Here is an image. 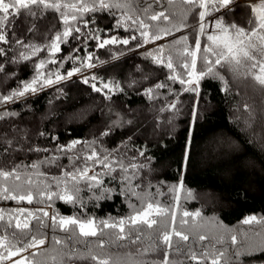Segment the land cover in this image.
<instances>
[{
  "label": "trees",
  "instance_id": "trees-1",
  "mask_svg": "<svg viewBox=\"0 0 264 264\" xmlns=\"http://www.w3.org/2000/svg\"><path fill=\"white\" fill-rule=\"evenodd\" d=\"M165 2L161 0V5H157L154 0H137L141 7L145 3L152 4L151 10L154 11H160ZM188 7L182 0H175L172 5L166 6L165 11L179 14ZM230 7L233 9L231 12L221 9L206 16L207 33L212 32L211 22L218 16L226 23L235 21L245 25L250 15L247 3L234 0ZM112 12L114 16L107 10L85 14L83 20L89 21L87 27L80 21L77 26L81 32L67 37L55 55L47 48L31 55L32 49L27 46L43 47L56 32L63 31L58 13L48 10L42 16L31 17L21 9L18 15L9 16L8 26L4 29L8 43H0V49H3V54H0V67L3 69L0 71V96L22 90L24 83L31 82L37 73L56 81L54 74L67 77L68 72L78 68L81 73L91 70V76L87 84L82 79H76L48 90H45L47 84L41 80L35 85L42 89L40 94L30 98L25 94L10 101H0V116H3L0 119V135L13 141L6 153L5 145L0 143V168L51 161L41 164L38 170L31 167L20 169L24 175L16 183L22 185V190L28 187L23 185L27 176L39 181L32 187L34 199L31 204L0 199V210L6 214L5 220L7 213L15 215L20 209L37 216L41 215L40 210H50L49 217L43 218L49 226L40 225L38 232L33 228L31 232L25 230L21 234L6 223H0V237L7 236L6 244L23 248L28 237L35 234L39 238L42 234L46 243L37 250L28 249L26 258L40 264H58L67 248L54 241L72 242L68 241V234L63 230H53L50 216L59 213L64 217L94 218L99 223L129 216L132 213L130 202L139 207L136 197L121 194L123 185L120 177L125 173L118 164L113 165L116 171L111 174L92 161H87L85 165L84 158L95 151L100 156L110 153V159L122 160L125 165H146L138 172L129 167L128 175L137 172L139 177L133 181L134 185H140L137 192H159L155 199L164 207L171 208L175 215L174 224H171L170 215L155 217L158 223L151 228L144 227L136 244L131 243V239L118 240L111 229H105L103 248L97 247L98 238H87L93 253L99 258L110 256L121 264L158 262L165 255L162 235L174 227L188 235L189 239L182 241L173 235V248L167 250L170 264H197L184 253L191 250L199 257L205 247L210 252L225 251V255L231 257V264H264V251L257 248L264 243V86L251 76L237 78L217 68L227 80V86L222 80L206 75L199 82L198 94L185 91L188 86L169 79L172 73L164 65L155 63L148 54H155L157 48L163 46L164 56L167 57L171 49L175 66L179 59L176 49L182 45L173 48L172 42L187 36L189 45L192 44L196 37L192 27L196 23L195 14L188 15V27L166 36L168 40L165 43L150 47L151 44L143 43L139 31L116 26L124 13L117 9ZM138 15L146 23H159L162 27L170 26L172 20L179 19L177 16L170 21L154 22L140 12ZM93 19L94 23L91 22ZM130 25L131 21H127L126 27ZM93 34L98 35L100 40L112 37L120 40L130 35H136L138 39L128 45L107 44L101 48L98 46L100 41L92 38ZM200 39L203 48L206 37L201 36ZM18 40L23 44L17 43ZM23 53L29 54L30 58L24 59ZM88 55L93 57L92 68L85 66ZM41 61H45L42 69L38 67ZM199 69L198 60L197 71ZM183 71L180 67L176 68L177 73ZM93 83L97 87L110 83L115 91L97 92L91 87ZM159 84L165 87H157ZM150 88L152 92L149 95L147 90ZM172 104L175 108L171 107ZM79 116L80 119H75ZM74 142L78 143L72 147ZM226 142L235 147L226 148ZM33 148L41 151L30 150ZM140 152L144 155L141 156ZM77 166H89L92 169L90 176L102 173L103 181L99 187L91 188L81 183L78 193L80 203H65L55 196L47 200L37 195L38 189H43L46 184L51 185L48 191L58 192L52 177H59L63 171H71ZM37 171L44 175L37 176ZM149 182L152 185L150 189L145 187ZM181 183L183 187L175 193L170 190L171 186ZM207 195L212 197V201L207 200ZM184 212L190 215L185 217ZM253 216L262 222L243 223ZM31 225H37L35 218ZM13 232L17 234L15 237ZM201 235L205 237L203 241L199 240ZM233 235L236 236L235 244L231 241ZM135 236L134 232L132 238ZM82 241L83 238L73 246L85 251ZM149 245L151 250L141 255L140 252ZM177 246L179 252L175 251ZM244 246L254 250L232 255ZM33 253L39 255L33 257ZM0 255L5 257L0 264H10L11 258L2 248ZM64 259L66 264H96L91 260ZM203 264H211V257ZM221 264H224L223 260Z\"/></svg>",
  "mask_w": 264,
  "mask_h": 264
},
{
  "label": "snow or ice",
  "instance_id": "snow-or-ice-1",
  "mask_svg": "<svg viewBox=\"0 0 264 264\" xmlns=\"http://www.w3.org/2000/svg\"><path fill=\"white\" fill-rule=\"evenodd\" d=\"M157 5H161V0H154ZM175 0H166L165 4L161 7L160 11H154L152 9V4L145 3L142 7L137 3V0H0V43L7 44L8 39L4 32V29L8 26V20L10 15H18L20 10H25L26 14L31 17L42 16L44 12L52 10L58 13V19L63 25L62 32H56L54 38L43 47L37 45H28L32 49L31 55H35L47 48L52 55L60 51V44L66 42V38L72 36L73 33L79 34L81 28L77 26L80 21H83L85 27H87L89 21L83 20V17L87 13H93L97 11H109L113 16V9L121 10L124 15L121 21H118V27H125V30L139 31L140 38H142L143 43H154L156 41L164 39L166 36L172 35L174 31H180L181 29L188 27L187 17L189 14L194 13L196 16V23L193 25V32L196 33V37L192 44L189 45L188 37L182 36L180 39L173 41V48L176 45H182L179 49H176L178 55V63L174 66L172 50L170 49L169 55L164 56L165 48L159 46L155 54L149 53L148 55L152 57L155 63L162 64L166 67L170 73L169 79L179 81L181 85H187L184 90L190 91L198 94L199 82L206 75H211L215 78L222 80L227 86V80L224 76L220 74L217 68L224 69L230 72L234 77H247L251 76L259 85L264 86V0H247V6L250 8V15L245 23V25L237 24L235 21L226 23L222 17H216L212 21V32L207 33L206 29L208 25L204 23L207 15L211 13L218 12L221 9H227L231 12L233 9L230 7L234 3V0H182V2L189 7L181 11V13H166L165 8L167 5H172ZM199 9V11H197ZM138 12L142 13L143 16L151 21L159 22L170 21L172 17H179L178 20H172L170 26H161L159 23L148 24L145 19H142ZM131 21V25L126 27V22ZM91 22H95L94 19ZM206 37L204 46L202 48V42L200 37ZM92 38L100 41L99 47L103 48L107 44L117 45L124 44L128 45L130 41L137 40L136 35H130L128 38L118 40L115 37L106 40H100V37L93 34ZM17 43L23 44V41L18 40ZM142 46V45H137ZM0 54H3V49H0ZM24 59H29V54L23 53ZM88 63L85 65L88 68L94 67L91 62L93 60L92 55L87 56ZM200 62V69L197 71V62ZM55 63V61H52ZM45 66V61H41L38 65L39 68ZM180 67L184 71L182 73H177L176 68ZM258 69V72L256 71ZM0 71H3L0 67ZM79 69H74L67 73L68 77H71L74 72H78ZM56 81H60L65 77L56 73L54 74ZM93 80L96 77H92ZM43 82L47 85H51L54 81L50 78H44L42 74L37 73V77L31 82H26L23 85L22 90L13 91L11 94L6 96H0V101H10L14 97H22L27 92H36L37 88L35 85ZM84 83H89L86 78ZM195 85V87H192ZM93 90L100 92L102 88H106L112 91V85L110 83H102V88H98L95 83L91 84ZM157 87H165L163 84L157 85ZM152 89L147 90V94H151ZM175 108V104L171 105ZM7 115V114H5ZM3 119V116H0ZM0 143L5 145L4 152L6 153L8 148L12 147L13 141L6 139L4 135H0ZM74 142L73 146H75ZM93 143H95L93 141ZM32 151H41V149H30ZM68 150H71L70 148ZM110 153L100 156L95 151H92L90 155H87L85 160V165L87 161H92L95 164L102 165L103 168L107 169V174H111L116 171L113 167L114 164L119 165V169L125 173V175L120 177L122 182V193L123 195L129 197H136L140 202V206L137 207L136 204H132L130 201V207L132 208V213L126 218H122L118 221L114 220H102L99 223L94 218L81 219L79 216L64 217L56 213L50 217L52 224L50 225L53 230L59 228L68 234L67 241L55 240L54 243L57 245L63 244L67 248V252L63 254L60 258L58 264H66L67 261L73 260H91L96 262V264H121L120 261H113L110 256L99 258L95 255L89 246L90 242L87 238H98L96 245L98 248H103L105 245V229L113 230L112 234L116 235L118 240H128L131 239V243L136 244L139 241L140 234H142L144 227L151 228L153 225L158 223L155 217L171 216V224L175 223V215L172 213L171 208L164 207L155 199V195L150 191L137 192V188L140 187L139 184L134 185L133 181L138 179L137 172L141 168L147 167L143 164L132 163L131 165H125L122 160L110 159ZM143 156L144 153L140 152ZM148 159V158H146ZM51 163V161H40L34 162L31 165H17L13 164L11 168H0V199L14 200L19 202H27L31 204L33 202V191L32 187L39 183L38 180H33L31 176H27L23 180V185H27L26 189L22 190V185L16 182L21 181L22 175L21 168H34L39 169L41 164ZM129 167L137 172H133L132 175H128ZM89 171L92 169L89 166L84 167H74L71 171H63L61 176L52 177L56 187L59 189L58 192H51L48 189L51 188L50 184H46L43 189H38L37 195L44 196L47 200H52L55 196L58 199L63 200L65 203L76 204L80 203V198L78 193L81 191L79 187L81 183L87 184L91 187H99L102 185L103 181L101 179L102 173H95L89 175ZM37 176L44 175L37 171ZM11 182V183H9ZM71 182V185H69ZM146 188H151L150 182L145 185ZM183 184L171 186V191L175 193L178 188H182ZM104 191H111L110 189H104ZM189 195H191L189 193ZM178 200L179 197L177 196ZM42 202V201H38ZM41 211V215L37 216L36 213L27 211L25 209H20L17 214L7 213V220H5V213L0 210V223H6L8 227H12L19 230V233L23 234L25 230L31 232L33 228L38 232L39 226L43 225L48 227L49 225L44 223V219L49 217L47 211ZM190 214L184 212L183 216L187 217ZM195 216H199V213H195ZM35 218L37 225H31L32 219ZM253 221L260 223L262 221H257L256 217L246 218L243 223L250 224ZM182 223H187V221H182ZM171 227V225H169ZM136 233L135 238L133 233ZM12 235L15 237L17 234L13 232ZM175 235L182 241H188L189 236L183 232L176 230L174 227L171 231H165L162 235V240L165 245V255L158 261L153 262V264H170L168 259V249L173 248L172 237ZM81 238H83V243L85 245V251H80L76 249L73 245L74 243H80ZM205 237L203 235L199 236V240L203 241ZM8 240L7 236L0 237V248L4 249L7 253V257L19 255L21 251H27L31 248H37L43 246L46 243V239L41 234L39 238L37 235L33 234L28 237V242L24 243L23 248H17L15 244H6L5 241ZM233 244L236 243V236L231 237ZM220 243L221 241H217ZM151 245L143 249L140 252L141 255L147 253L151 250ZM258 250L264 251V243L257 246ZM249 246H244L241 249H236L232 255L247 254L252 251ZM140 251V250H138ZM176 252L180 249L177 246L175 248ZM39 255V253H33V257ZM184 255L190 257L192 260L196 261L197 264H203L211 257V264H231V257L225 255L223 250H205L200 252L199 257L196 252L189 250V252L184 253ZM5 257L0 255V260ZM55 261L56 258L53 257ZM40 264V262L24 258L15 261V264ZM137 264H148V261L137 262Z\"/></svg>",
  "mask_w": 264,
  "mask_h": 264
},
{
  "label": "rangeland",
  "instance_id": "rangeland-1",
  "mask_svg": "<svg viewBox=\"0 0 264 264\" xmlns=\"http://www.w3.org/2000/svg\"><path fill=\"white\" fill-rule=\"evenodd\" d=\"M238 2L239 3H247V0H238ZM208 33H211V31H209ZM168 39H162V40H159L158 42H154V43H149V44H151V46L150 47H153V46H155V45H160V44H162V43H165L166 41H167ZM91 70H89L88 72H86V73H81V72H74V74L71 76V77H65L64 79H62V80H60V81H54L51 85H47V88H45V90H48L49 88H52V87H55V86H60V85H62V84H64V83H66V82H68V81H71V80H76V79H82L83 81L87 78L88 79V77L89 76H91V75H89V72H90ZM257 72H258V69L256 70ZM97 86V85H96ZM192 87H195V85H192ZM244 87H249V88H251L249 85H244ZM37 88V87H36ZM98 88H102V85H101V87H99L98 86ZM112 88H113V90L112 91H109L108 89H106V88H102V90L101 91H104V92H107V91H109V92H114L115 91V87L112 85ZM44 89V88H43ZM40 92H42V89H40V88H37V91L36 92H27V93H25L26 95V97H34V96H36V95H38V94H40ZM75 119H80V116L79 117H76ZM225 144V146H226V148H228V149H230V148H233V147H235L231 142H226V143H224ZM206 198H207V200L208 201H212V197H210V196H205ZM47 212L50 214V210H47ZM51 217V216H50ZM40 247H42V246H40ZM40 247H37V248H32L31 250H37V249H39ZM27 251H21L20 252V254L19 255H16V256H12L11 257V260H10V264H15V261H17V260H21V259H24V258H26L27 257ZM26 264H27V261H26Z\"/></svg>",
  "mask_w": 264,
  "mask_h": 264
}]
</instances>
